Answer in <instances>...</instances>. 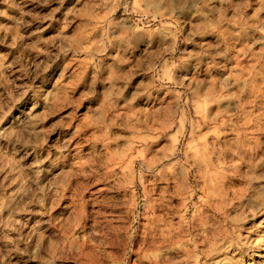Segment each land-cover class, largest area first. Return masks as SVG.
<instances>
[{
    "label": "rangeland",
    "instance_id": "obj_1",
    "mask_svg": "<svg viewBox=\"0 0 264 264\" xmlns=\"http://www.w3.org/2000/svg\"><path fill=\"white\" fill-rule=\"evenodd\" d=\"M0 264H264V0H0Z\"/></svg>",
    "mask_w": 264,
    "mask_h": 264
}]
</instances>
